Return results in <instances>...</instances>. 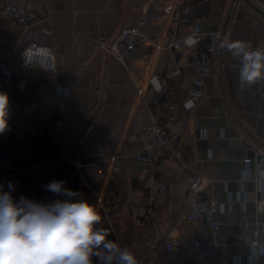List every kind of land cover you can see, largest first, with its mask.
Returning <instances> with one entry per match:
<instances>
[{"label": "crops", "instance_id": "obj_1", "mask_svg": "<svg viewBox=\"0 0 264 264\" xmlns=\"http://www.w3.org/2000/svg\"><path fill=\"white\" fill-rule=\"evenodd\" d=\"M6 2L27 5L54 33L40 34L37 25L26 30L0 11V63L15 61L16 52L36 39L52 47L57 66L54 73L34 66L0 86L9 97L5 140L45 167L38 177L18 173L13 196L47 202L58 197L43 185L53 180L67 185L71 177L90 196L118 193L121 246L143 264H185L191 238L207 233L185 216L189 183L200 175L202 193L224 203L210 264H264V231L255 248L240 232L243 213L264 224V170L257 171L248 147H264V79L240 84L242 51L264 49L259 0H0V7ZM194 23L204 30L219 28L221 36L218 74L204 77V94L193 108L184 107L194 75L184 63L197 46L140 45L130 69L94 48L96 37L110 38L125 25L160 43L173 34L186 37ZM177 66L181 73L170 74ZM152 73L161 80L160 93L147 87ZM98 90H104L103 99ZM152 121L179 137L166 149L151 150L155 162L164 165L165 179L174 181L171 204L154 184V164L134 158L142 141L133 134ZM169 239L180 244L171 248Z\"/></svg>", "mask_w": 264, "mask_h": 264}, {"label": "built area", "instance_id": "obj_2", "mask_svg": "<svg viewBox=\"0 0 264 264\" xmlns=\"http://www.w3.org/2000/svg\"><path fill=\"white\" fill-rule=\"evenodd\" d=\"M258 6L264 10V0H259ZM0 11L6 19L22 24L26 30L37 25L36 27L40 34L53 35L54 33L51 27L41 24L42 18H36L27 5L6 2L0 7ZM44 19H47V16H44ZM220 36L219 28L204 30L199 23H194L186 37L173 34L171 40L164 37L158 43L142 34L138 27L125 25L110 38L96 37L94 39V48L97 53L112 57L130 69L131 61L140 45L154 48H160L161 46L179 48L185 43L190 47L197 46V48L190 50L189 59L184 63V66L190 67L194 73L192 81L186 85L187 96L184 101V107L193 108L204 94V77L211 72L218 74L215 55ZM34 66L39 67L46 73H54L57 70L52 47L43 41L31 39L16 52L15 61L12 63L8 61L0 63V86L10 84L13 76L25 73ZM179 73H181L179 66L170 70L172 75ZM148 86L156 93H160L163 90L161 80L156 73H152L148 77ZM136 92L139 95L143 94V90L139 86H136ZM97 96L103 99L104 90H98ZM7 132L8 128L4 133H0V183L6 186L7 182L12 181L17 184L18 173H27L32 177L40 176L45 167L43 168L42 164L35 162L31 152L19 150L8 143L4 138ZM133 137L142 141L140 148L134 154V158L146 165L154 164L157 174L153 178L154 184L164 196L165 203L171 204L174 181L165 179L164 165L155 162L151 150L155 146L162 149L168 148L172 142H176L179 139L177 132L166 129L158 121H152L139 128L133 134ZM248 147L251 152L255 153L257 171L264 170V147L257 148L255 151L251 146ZM175 154L180 156V152L177 150H175ZM250 159V157H246L244 161L249 162ZM51 168V166L46 167L49 170ZM200 183V175H196L189 183L186 195L189 206L185 216L194 226L205 228L207 233L204 238H191L185 250L189 261L185 264H210V256L218 245V233L221 225L219 213L224 209V203L213 195L203 194L200 189ZM66 187L80 192L83 198L95 205L102 214L103 227L107 228L111 233L109 239L120 242L116 230V221L122 213V197L120 194L109 193L106 196L105 194L97 193L95 196H90L86 191L82 190L76 177L69 178ZM262 225L264 224L251 222L245 213L240 219V232L245 242L252 248L260 245L259 234L264 231V226ZM166 244L173 248L178 247L180 243L178 240L169 239ZM137 260L138 264H143L142 258H137Z\"/></svg>", "mask_w": 264, "mask_h": 264}, {"label": "clouds", "instance_id": "obj_3", "mask_svg": "<svg viewBox=\"0 0 264 264\" xmlns=\"http://www.w3.org/2000/svg\"><path fill=\"white\" fill-rule=\"evenodd\" d=\"M240 84L264 79V49L242 51ZM9 97L0 92V133L8 128ZM63 180L44 189L50 201L13 196L16 184L0 183V264H138L137 257L100 226L101 214Z\"/></svg>", "mask_w": 264, "mask_h": 264}, {"label": "water", "instance_id": "obj_4", "mask_svg": "<svg viewBox=\"0 0 264 264\" xmlns=\"http://www.w3.org/2000/svg\"><path fill=\"white\" fill-rule=\"evenodd\" d=\"M246 2H248V0H245Z\"/></svg>", "mask_w": 264, "mask_h": 264}]
</instances>
